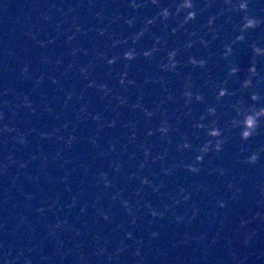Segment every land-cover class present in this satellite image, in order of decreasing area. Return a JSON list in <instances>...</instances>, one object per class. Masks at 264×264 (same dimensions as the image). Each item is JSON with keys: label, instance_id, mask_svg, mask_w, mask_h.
I'll use <instances>...</instances> for the list:
<instances>
[{"label": "water", "instance_id": "obj_1", "mask_svg": "<svg viewBox=\"0 0 264 264\" xmlns=\"http://www.w3.org/2000/svg\"><path fill=\"white\" fill-rule=\"evenodd\" d=\"M130 2L0 0V112L4 113L0 129L5 124L15 129L0 131V264H5L6 259L24 264L26 258L31 264H264V195L260 193V186L264 185V153L255 165L243 162L251 151L264 146V126L246 142L240 140L239 129L226 132L230 138L223 151L207 153L198 173L176 168L165 175L161 173V161L152 160L167 149L166 167L182 159L191 162L197 153L191 149L178 152L176 144L185 133L193 148L204 142L203 130L193 129L191 124L207 105H216L218 123L223 128L224 122L235 114L229 105L237 97L246 104L253 103L249 90H242L217 104L214 84L227 78L224 86L230 91L240 88L252 59L249 45L258 42L264 46V24L250 29L245 33V42L233 46L229 60H234L241 71L227 77L228 63L220 53L223 44L238 34L233 25L241 22L243 13L218 16L214 26L219 38L211 40L210 34L205 35L207 27L202 25L210 15L220 12L223 0H212L210 8L204 7L205 0H194L197 17L185 27L205 35L210 41L207 49L198 42L186 49L183 42L189 37L184 30L171 33L183 13L169 18L165 22L168 28L157 20L135 45L129 39L112 47L113 39L123 41L139 31L145 19L161 7L171 6L170 11H174L177 0H160L157 5L150 0H137L144 5L137 9L130 7ZM249 14L264 18V0H249ZM131 17H135V23L128 26L124 19ZM101 28L106 29L104 35L98 31ZM154 36L166 39L167 45L152 60L142 55L132 61L123 60L121 54L129 47H135L137 52L151 48ZM172 48H179L175 58L179 65L174 72H161L157 62L166 59L167 50ZM73 49L78 51L73 53ZM97 52L118 59L108 66L106 58L98 57ZM208 52L212 53L210 58ZM189 55L208 58L205 68L186 65ZM256 59L257 69L264 75V57ZM125 63L126 79L136 82L126 88L118 80ZM89 65L85 79L79 69ZM25 66L28 71L22 73ZM188 74L196 85L193 91L198 88L205 97L203 103L193 99L190 116L185 115L187 109L181 95ZM161 75L163 84L157 79ZM146 78L151 79L145 82ZM89 80L107 83L112 92L104 95L94 87H86ZM256 89L264 95V82L256 84ZM69 92L73 93L71 99L67 98ZM116 93L125 96L128 103L119 105L114 98ZM169 93L174 100H168ZM141 95L140 103L149 110L160 105L154 116L146 117L141 109L130 107ZM25 97L30 107L23 104ZM256 103L264 105V100ZM81 105L86 106V112L80 111ZM96 113L101 115V121L91 118ZM165 115L172 127L168 134L171 143L161 140L155 131ZM113 119L116 124L109 127ZM210 119L206 117L203 122ZM98 123L104 127L98 129ZM149 129L153 130L151 136L147 134ZM44 132L51 135L42 136ZM132 132L136 133L135 138ZM21 133L25 136L23 144L17 139ZM70 134L76 137L71 146L66 142ZM110 143H114V150L109 151ZM140 144L152 149L143 170L138 167L145 159ZM242 146L249 151L241 153ZM114 161L121 164L118 172L111 166ZM21 163L25 166L21 167ZM216 168L226 169L225 174L211 171ZM100 172L108 173L110 187L105 188L103 181L97 183ZM131 173L162 182L160 190L155 192L144 185L137 194L140 181ZM229 182L233 188L228 187ZM180 188L191 194L187 201L181 198ZM236 188L240 191L236 192ZM118 190L123 191L113 200ZM173 197L180 198V203L165 209ZM122 198L133 207L137 217L134 224L120 202ZM221 199L224 207L218 204ZM146 203L164 211V216L152 217L144 207ZM193 207L198 212L189 222ZM101 212L109 219L105 220ZM257 212L259 216L255 215ZM177 215L185 219L177 222ZM242 220L248 222L241 225ZM58 223L59 228L55 227ZM128 231L133 233L132 238L126 237ZM153 231L158 236L152 237ZM246 233L250 236L247 244Z\"/></svg>", "mask_w": 264, "mask_h": 264}, {"label": "clouds", "instance_id": "obj_2", "mask_svg": "<svg viewBox=\"0 0 264 264\" xmlns=\"http://www.w3.org/2000/svg\"><path fill=\"white\" fill-rule=\"evenodd\" d=\"M150 2L153 5L159 4L160 0H150ZM224 7L220 10V12L210 15L206 21L205 25H202V27H207V34L211 35V40H216L219 38V30L217 27L214 26V21L217 19L218 16L223 15L226 12H241L243 13L241 17V22L239 24H234L233 27L238 31V34L235 35V37L229 42V43H224L223 44V51L220 53L221 59L227 61L228 63V70H227V77H233L236 76L237 73L241 71L240 66L234 61V60H229V57L232 56L233 54V46L237 44L238 42H245L246 36L245 33L248 32L250 29H255L259 27L261 24H264V18L257 17L255 15H250L249 14V0H223ZM130 7L133 9H137L140 7H143L144 5L141 3H137V0H131L130 2ZM212 6V0H205V8H210ZM170 7H161L159 11L153 15L152 17L146 18L144 21V26L139 29V31H136L133 33L130 37H124L123 41L120 39H113L112 40V47H116L117 45L121 43H127L129 39H131V42L133 45L137 43L144 35L145 33L150 31V26L153 25L154 23L157 22V20H160L161 23H163L164 28H168V24L165 23L169 18L171 17H177L180 16L181 13H183L182 19L179 20V23L171 27L170 31L173 35L177 33L179 29H183L184 32L186 33L187 37L189 39H186L183 42V47L186 49H191L195 43H199L202 45L205 49L209 47L210 41L205 39V35H201L200 31L197 29L194 30H189L185 25H187L190 21H194L197 17V9L195 8L194 0H177L175 3V10L170 11ZM199 11H203V9H200ZM99 16L100 13H97ZM230 19V17H229ZM124 23L127 24L128 26H132L135 23V17L131 18H126L124 19ZM77 30L79 31V27H77ZM100 35H104L106 29L101 28L98 30ZM73 37H69V40H71ZM192 38H195L193 40ZM153 45L151 48L141 50L140 52H137L135 47H129L125 51L122 52V58L125 61H132L134 60L137 55H142L148 60H152L154 58V54L157 53L158 51H161L166 45H167V40L162 38L161 36H154L153 37ZM43 43V42H41ZM250 48L252 49V59L250 62L249 67L247 68V75L245 78L240 81V88L230 91L227 87L224 85L227 84V78L224 79L223 81H220L218 83L214 84V87L216 89L215 93V99L217 104H219L220 101L223 100L224 97L226 96H236L237 92H240L242 90H249V95L250 99L253 103L246 104L245 101L243 100L242 97H237L234 102L230 103L229 107L232 109V111L235 113L234 115L231 116L229 120H226L224 122V127L219 126V117L217 116V107L216 105L209 104L205 108V112L202 113L197 119L194 120V122L191 124V127L193 129L197 130H203L204 135L206 139L202 144H199L197 147L193 148V145L191 141L188 138V135L182 134V140L180 143L176 144V149L178 152H183L185 149H191L194 150L197 154L193 158V160L189 163H185L183 159L179 161L178 163L172 164L170 167H166L164 165V161L167 156V149H165L164 152H161L157 154L155 157H152L153 162L159 160L161 161V173L165 175L172 174L173 170L176 168H184L187 171L191 173H198L200 171V165L203 163L204 157L207 153L209 152H215L217 154L221 153L223 151L224 145L228 142L229 136L226 135V132H230L234 129H239L238 135L241 141L246 142L248 141L251 137H254L258 134L259 130L261 129L262 126H264V105H257L256 102L264 100V95L261 94L256 89V84H259L261 82H264V75H261L260 71L257 69V57H264V46H260L258 42H252L250 45ZM78 51V49H73V53ZM179 48H172L167 50L166 52V59L162 58L160 61L157 62V67L161 70V72H174L178 65L179 61L176 60V56L178 55ZM97 56L100 58H106V63L108 66L113 65L116 60L118 59L117 56H111L107 57V54L104 52H97ZM212 56L211 52H208V58ZM208 58H196L193 55H189L187 61H185V64L188 65L190 64L193 68H205ZM91 65L81 67L79 69L81 75L84 76L85 79H88L89 76V69ZM128 64L125 63L124 65V71L118 73V80L119 83L125 88L129 85H134L136 82L133 79H126L128 76ZM22 73H27L28 69L27 66L21 69ZM109 71H111V67H109ZM151 78H146L145 82H148V80ZM162 84L164 83V76L161 75L157 78ZM39 82V81H38ZM54 83L57 81H53ZM209 83H212L211 80H209ZM138 88L141 87L140 85H136ZM86 87H94L97 90L101 91L104 93V95H108V93L112 92V88L108 86L107 83H97L95 80H89L88 84ZM196 87L191 74H188L185 77L184 80V85H183V91L181 93L182 97L184 98L183 104L184 107L187 109L185 112V115H191L192 109L189 107V105L192 104L193 99L197 102L203 103L205 101V97L203 93L199 91L197 88L196 91H193V88ZM167 92V89H165ZM73 93L69 92L67 94V98L71 99ZM114 98L118 101L119 105H125L128 103L127 98L125 96L120 95L119 93H116ZM168 100H174L175 97L169 93L168 94ZM143 99V96L141 95L138 97V100L136 103H133L130 105L131 108L133 109H141L146 117H152L155 115V111L160 109V105L158 104L156 106V109L154 110H149L148 108L144 107L142 103H140V100ZM67 102V101H65ZM7 101H5V104ZM163 101H161V104ZM23 104L25 106L30 107L31 103L25 97L23 100ZM50 110V109H49ZM32 111H35L33 108ZM81 112H86V106L81 105L80 108ZM89 115H91L89 113ZM206 117H212L207 123H204ZM4 118V113L0 112V120H3ZM80 114L77 113V119H80ZM91 118L94 121H101V115L99 113H96L95 115H92ZM116 124V120L113 119L109 121V127H113ZM134 127V124L131 125ZM64 127H67V124L64 125ZM104 125L102 123H98L97 128L101 129L103 128ZM172 130L171 125L168 122L167 116L161 120L160 125L155 131L159 132L160 134V139L161 140H167L168 143H171V137L168 135L169 132ZM178 130V129H177ZM0 131L4 132H10V131H15V129L10 128L7 124L3 126V129H0ZM149 136L153 135V130L149 129L148 133ZM42 136H50L51 133H41ZM132 138H135L136 133L132 132ZM193 135H196V133H193ZM197 138H199L197 136ZM18 142L23 144L25 143V136L23 133L19 134L18 136ZM63 139V137H61ZM76 139L75 136L69 135L67 137V144L71 146L72 142ZM93 145L96 144V139L95 137L91 138ZM139 147L143 150L144 152V161H142L138 167L143 170L145 167V164L148 162V158L151 155L152 149L149 146H146L145 144H140ZM115 145L114 143L109 144V151L114 150ZM241 153L249 151L245 147L240 148ZM261 153H264V146H261L258 150L251 151L247 156L244 157L243 162L248 163V164H257V162L260 159ZM103 155H108V152H103ZM9 160H11V157H9ZM21 167H24L25 165L21 163ZM117 172L120 171L121 164L118 161L112 162L111 165ZM6 167V165H5ZM211 171L218 172L220 175H224L226 172V169L224 168H216L212 169ZM132 177H137L140 181L141 187L137 189V194H139L141 191H143V186L148 185L150 186L153 191L158 192L160 190V187L162 185V182L160 184L155 183L153 180L149 179L148 176L146 175H138L137 173H131L130 174ZM99 180L97 183L100 181H103L104 187L108 188L111 186V181L108 179V173L107 172H100L99 173ZM66 180L67 177H64ZM229 188H233L234 185L229 182L228 185ZM207 190V189H205ZM123 190H118V192L113 195L112 199L115 200L117 199V196L120 195V193ZM236 192L240 191L239 188L235 189ZM179 193L181 198L184 201H187L190 198V193H187L184 188L179 189ZM260 193L261 195H264V185L260 186ZM233 196H235V192L233 193ZM76 197H73V203H75ZM121 204L124 206L126 212L128 213L129 216L132 217V223L134 224L137 217L134 214L133 207L129 203L127 199L122 198L121 199ZM180 203V198L173 197L171 200V204H165L164 208L168 209L169 207H174L175 205ZM259 204L260 201H257ZM218 204L220 207L225 206V201L224 200H219ZM150 213L152 217H157V216H164L165 212L164 211H157L155 208H153L151 203H146L144 205ZM39 211H43V209H38ZM81 211H84L82 208ZM198 209L193 207V217H188L187 219L190 220L194 218V216L197 214ZM101 215L104 217L105 220L109 219L106 213L101 212ZM256 216H259L260 213L257 212L255 214ZM174 219L179 222L183 221L185 217L183 216H174ZM248 221H241V225L247 223ZM55 227L59 228L60 224H56ZM152 237L158 236V233L153 231L150 234ZM127 238H132L133 233L131 231H128L126 233ZM250 236L246 233L245 234V240L244 242L247 244L249 242ZM142 242V238L140 240H137V244ZM30 251V250H29ZM104 249H101L100 252H103ZM22 254V253H21ZM136 254H140V249L137 247ZM109 259H111V255L109 256ZM5 264H14V261L5 260ZM24 264H31V261L29 259H25Z\"/></svg>", "mask_w": 264, "mask_h": 264}]
</instances>
